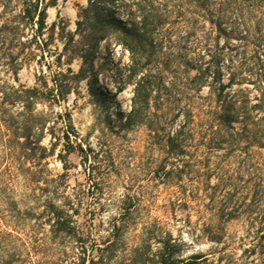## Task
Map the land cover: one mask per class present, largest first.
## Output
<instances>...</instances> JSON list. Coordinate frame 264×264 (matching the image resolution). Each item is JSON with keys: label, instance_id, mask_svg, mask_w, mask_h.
I'll return each instance as SVG.
<instances>
[{"label": "rangeland", "instance_id": "obj_1", "mask_svg": "<svg viewBox=\"0 0 264 264\" xmlns=\"http://www.w3.org/2000/svg\"><path fill=\"white\" fill-rule=\"evenodd\" d=\"M44 1L47 28L41 33L49 41L39 48L27 42L34 31L30 24L20 35L11 29L20 5L10 9L7 0H0V26L6 24L0 27V84L53 89L36 104L48 117L41 140L48 154L38 165H31L37 155H25L20 144L16 149L0 124V206L14 198L21 210L41 211L52 197L73 216L71 234H47L32 256L42 264H161V253L173 251L180 264L191 254L201 256L197 264H264V250H251L259 223L253 222L246 234L251 217L239 213L242 200L253 195L251 166L264 165V79L247 65L237 67L241 82L228 91L241 88L247 97L246 123L212 124L201 114L209 104H220L213 86L220 79L229 81L222 64L236 54L227 46L239 42L210 34L208 22L186 34L184 14L176 20L173 13L172 23L140 52L137 63L121 42V30L110 23L112 14L131 22L125 13L131 1L102 0L91 8L89 0ZM78 20H88L93 37L105 25L107 38L94 42L90 34L86 39L76 30ZM221 46L226 54L208 67ZM199 70L214 73L198 87L190 79ZM144 75L151 82L148 101L135 111V78ZM191 112L195 116L187 122ZM64 130L70 131L71 152L65 150ZM171 144L176 146L172 151ZM39 221L29 218L20 225L40 235ZM26 240L27 246L8 240L0 244L24 254L30 244Z\"/></svg>", "mask_w": 264, "mask_h": 264}, {"label": "trees", "instance_id": "obj_2", "mask_svg": "<svg viewBox=\"0 0 264 264\" xmlns=\"http://www.w3.org/2000/svg\"><path fill=\"white\" fill-rule=\"evenodd\" d=\"M102 0H89V7H97ZM124 1V0H122ZM126 3H130L131 8L125 10L127 16L131 17V22H127L124 19L117 18L114 14L110 17V23L114 29L121 30L123 33L121 42L129 50L131 57L134 61L139 62L140 52L144 53L146 46L151 45L155 39H158L161 35L160 31L166 24H171V15L176 14V20H179L183 14L185 20V33L190 34L203 27L205 23L210 24V34L214 31L216 36L224 38V42H239V44H231L227 46L228 50H235L234 55H230L229 63L222 64L227 67L229 71L230 79L227 83L223 80H218L213 88L216 90V97L219 100L217 107L211 106L202 111L201 114L208 116V119L214 124V122H232L238 120L240 122L248 121V112L251 110L248 106V99L243 94V90L237 89L228 91L231 89V85L234 83L239 84L241 80H238L240 75L239 69L242 65H247L248 69L253 72L258 78L264 79V0H125ZM7 6L13 9L15 4L20 5V8L16 14L13 15L11 29L20 35L24 32V26L30 24L34 28L33 35L27 42L36 44L39 48L45 46L49 39L42 36V30L47 28L46 24V7L47 3L44 0H7ZM13 3H15L13 5ZM125 3V4H126ZM11 4V5H10ZM106 5H108L106 3ZM111 6V5H110ZM87 9L85 10V12ZM124 11V10H123ZM136 17V19L134 18ZM135 20V22H134ZM107 22V21H105ZM23 24V25H22ZM76 30H81L85 33V38L89 39V35L93 34L91 31V24L88 20L77 21ZM22 25V27H21ZM54 24L51 25L53 28ZM105 25L98 30H95L94 42L105 39L103 34ZM4 29L6 24L0 26ZM49 27V29H51ZM88 30V31H87ZM19 31V32H18ZM107 38V37H106ZM226 47H218L211 57V64L218 63L226 54L224 51ZM239 50L240 53H239ZM43 55V54H42ZM137 57V60H136ZM235 57L240 58L238 64L235 63ZM21 64H17L13 68L14 79L17 81L16 73L18 67ZM223 66H216L217 72L223 71ZM143 64L140 65V68ZM138 70V68L136 69ZM136 73V72H135ZM209 72L198 71V74L191 77L190 81L196 86H202L203 78ZM58 74H61L58 71ZM131 75V74H130ZM214 76V75H213ZM215 78V76H214ZM56 86V82H54ZM67 85L68 81L65 82ZM150 80L146 75L140 76L137 80L135 78V84L133 88L132 96V109L136 111V108L143 104H146L149 96ZM264 83V82H263ZM216 85H218L216 87ZM57 89V87H56ZM53 89L43 90L38 86L27 87L24 84L5 83L0 84V124L4 125L10 133L15 148L18 144L21 145L22 151L25 155L34 156L37 155L38 161H32L33 166L41 163L40 161L48 154L47 147L41 144V140L44 136V130L48 129L47 115H43L36 110V104L38 100H41L47 95H51ZM100 92L111 99L115 98V95H109L108 92L100 88ZM53 95V94H52ZM58 95H62L59 90ZM55 96V95H54ZM190 119H193L195 114L188 113ZM49 126V125H48ZM68 127H71L68 124ZM53 130V126L49 127ZM20 138H23L21 141ZM59 139V138H58ZM63 139L65 140V146H67L66 152H71L73 148L72 139L70 137V131L64 130ZM253 141H257L253 137ZM258 143V142H257ZM55 144V143H54ZM53 145V144H52ZM69 145V146H68ZM177 145V144H176ZM182 146V145H181ZM188 144L185 142V147ZM175 145L171 144V151L175 149ZM39 153H36V151ZM16 151V150H15ZM51 150L49 149V152ZM17 154L18 151L16 152ZM187 154V153H186ZM40 160V161H39ZM187 163H190L187 161ZM252 167L251 177L254 180L253 195L250 199L246 198L242 201V210L239 213L246 214L251 217L248 218V227L246 234H251V224L258 221L259 225L256 228L255 233L252 236L255 238L251 250L259 247L264 250V165H260L257 162ZM66 174L63 172L59 174V178H63ZM233 198H231L232 201ZM237 203V200L234 202ZM1 218L4 222L0 223V242H11V245L15 241L22 242V245L27 246V240L29 239V248L23 254L21 250L15 246L9 248L5 244H0V247L5 251L0 256V264H42L40 258L33 257L32 252L36 253L42 246V240L47 237V234L51 237H56L60 234L72 233L73 230V216L65 208L57 205L52 197H48L41 211H37L32 207H27L21 210L17 205L14 198L8 200V204L0 206ZM252 213V214H251ZM29 218H38L40 221L36 223L39 226L38 231L41 234L26 233L24 226L20 224ZM14 220V224L12 221ZM11 222V223H9ZM48 225L45 230V225ZM2 225V226H1ZM21 230V231H20ZM34 230V229H33ZM45 231V232H44ZM21 232V233H20ZM9 244V243H8ZM34 249V250H33ZM172 251V250H171ZM174 252H162L161 264H180L182 261L175 258ZM201 256L199 254H191L188 257L186 264H197Z\"/></svg>", "mask_w": 264, "mask_h": 264}]
</instances>
